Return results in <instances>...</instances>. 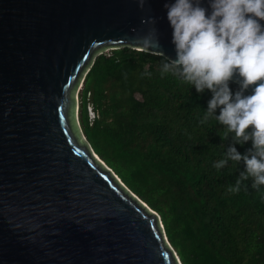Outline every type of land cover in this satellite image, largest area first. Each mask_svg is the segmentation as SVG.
Masks as SVG:
<instances>
[{"label":"water","instance_id":"1","mask_svg":"<svg viewBox=\"0 0 264 264\" xmlns=\"http://www.w3.org/2000/svg\"><path fill=\"white\" fill-rule=\"evenodd\" d=\"M164 3L0 0V264H182L78 123L99 53L175 56Z\"/></svg>","mask_w":264,"mask_h":264},{"label":"trees","instance_id":"2","mask_svg":"<svg viewBox=\"0 0 264 264\" xmlns=\"http://www.w3.org/2000/svg\"><path fill=\"white\" fill-rule=\"evenodd\" d=\"M164 58L129 46L99 53L80 97L84 134L159 214L182 264H264V186L253 189L248 178L227 190L244 163L216 169L213 162L234 144L231 133L225 137L214 117L200 122L211 92L162 76ZM234 146L244 153L251 141Z\"/></svg>","mask_w":264,"mask_h":264},{"label":"clouds","instance_id":"3","mask_svg":"<svg viewBox=\"0 0 264 264\" xmlns=\"http://www.w3.org/2000/svg\"><path fill=\"white\" fill-rule=\"evenodd\" d=\"M163 7L175 56L165 55L160 74L170 73L197 93L211 92L200 122L214 117L226 129L225 137L231 133L234 144L251 141L244 153L228 144L213 167L243 161V171L227 190L239 191L248 178L253 189H260L264 186V24L260 23L264 0H207V8L201 0H165ZM230 80L238 85L235 90L230 89Z\"/></svg>","mask_w":264,"mask_h":264},{"label":"rangeland","instance_id":"4","mask_svg":"<svg viewBox=\"0 0 264 264\" xmlns=\"http://www.w3.org/2000/svg\"><path fill=\"white\" fill-rule=\"evenodd\" d=\"M108 51H110V49H108L107 52H108ZM83 89H84V85H82L81 88H80V91H79V97H81V93H82ZM80 100H81V98H80ZM78 123H79L80 128L82 129V126H81V120H80ZM82 131H83V129H82ZM83 134H84V132H83ZM84 136H85V134H84ZM85 138H86V136H85ZM86 140H87V138H86ZM87 141H88V140H87ZM88 143H89V142H88Z\"/></svg>","mask_w":264,"mask_h":264}]
</instances>
